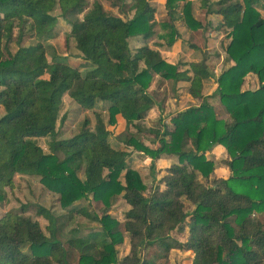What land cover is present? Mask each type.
<instances>
[{
	"label": "trees",
	"instance_id": "obj_1",
	"mask_svg": "<svg viewBox=\"0 0 264 264\" xmlns=\"http://www.w3.org/2000/svg\"><path fill=\"white\" fill-rule=\"evenodd\" d=\"M199 1L227 30L225 55L231 65L219 74L210 96L219 98L227 121L217 118L203 96L211 78L206 57L172 64L151 47L157 22L148 0H133L128 20L104 11L100 0H0V201L19 177H27L58 195L63 210L56 214L23 205L3 214L0 264H71L73 250L76 264H152L139 257L150 248L160 257L190 251L191 264H264V224L258 219L264 214V18L257 10L264 9V0ZM112 3L119 9L124 5L123 0ZM177 7L191 31L201 28L191 0H166L172 20ZM56 10L70 28L81 67H72L48 43L58 23L52 15ZM28 23L37 42L23 47L19 43ZM15 27L18 48L11 53ZM136 37L143 45L131 50L128 41ZM168 41H174L173 34ZM249 75L258 82L254 90L244 89ZM153 76L188 82L189 94L202 102L173 115L169 125H144L156 106L147 91ZM65 97L90 112L94 127L84 120L74 137L57 140L66 120ZM98 101L109 104L108 125L115 126L119 117L126 131L134 132L121 140L125 147L151 160L174 161L154 189L128 168L129 153L113 148L111 132L95 110ZM214 146L227 153L226 178L211 179L214 167L206 154ZM89 196L98 210L80 206ZM119 198L129 206L123 223L108 214ZM184 201L194 209L186 211ZM32 208L46 222L44 229L26 215ZM75 215L100 227L85 235L76 229L64 233ZM123 232L130 254L119 260L116 245L123 243ZM181 233H187L185 241L177 238ZM25 245L29 253L23 252Z\"/></svg>",
	"mask_w": 264,
	"mask_h": 264
},
{
	"label": "rangeland",
	"instance_id": "obj_2",
	"mask_svg": "<svg viewBox=\"0 0 264 264\" xmlns=\"http://www.w3.org/2000/svg\"><path fill=\"white\" fill-rule=\"evenodd\" d=\"M210 4H214L219 0H208ZM241 1V0H239ZM104 11L119 17L123 20H128L132 17L133 13L130 12L129 7L133 0H123L124 5L121 9L112 3V0H100ZM149 4L155 9V21L157 26L155 28L156 35L153 39L151 47L158 50L161 56L169 63L175 64L184 59L187 61H198L204 57L207 58V66L211 74V78L205 81L203 96L207 97V104L215 109V114L219 120L227 121L228 115L225 113L219 98L210 97L213 95L217 88L216 79L219 74L227 69L231 63L226 60L225 48L229 40L227 39V30L221 28V19L215 14H208L205 9L201 7L199 0H191V13L195 20L199 21L202 26L195 31H191L184 23L181 15V7H177L173 11L174 19H170L167 10L165 9L166 0H148ZM262 18H264V9H257ZM53 16L58 17V23L55 28L54 38L49 40L53 47L54 53L60 56L64 61L69 63L72 67H81L82 58L81 54L76 50L73 39L69 37V26L61 20L59 12L53 11ZM20 30L15 27L12 34L11 43H9L8 50L11 53L17 51L18 45L16 44L19 37ZM171 34H173L174 41L169 45ZM37 41L34 39L32 29L29 23L24 30V36L20 46L26 47L34 45ZM129 47L135 50L143 45L140 37L130 38ZM191 46H194L192 48ZM86 70L82 69V73ZM258 87V82L255 77L247 76L244 84L245 90H254ZM189 83L178 82L172 84L164 81L157 76H153L152 81L147 91L153 96L155 100V107L147 115L144 125L152 128H161L162 123L168 124L170 118L180 112L185 111L191 107H198L202 100L195 99L189 94ZM210 97V98H209ZM95 110L100 114L107 129L111 132L110 142L114 149L124 150L129 153L127 158L128 168L138 171L147 185L148 190L154 189L159 185L158 181L165 175V171L169 168L174 161L171 159H158L151 160L149 157L141 152H137L132 148L125 147L121 142L123 138H128L134 135V132H127L124 122L118 117L115 126L108 125L109 104L104 102H97ZM63 113L66 114V120L63 125L58 129L57 140L69 139L78 134L82 128L84 120L89 122V127L93 129L94 122L90 112L81 110L69 98H64ZM3 115V110L0 108V117ZM162 121V122H161ZM169 125V124H168ZM39 144L43 149L47 148L46 140H39ZM145 145L146 142H144ZM206 159L213 162L214 174L212 178H226L228 176L227 167L224 161L227 159V153L221 147L214 146L211 151L206 154ZM80 176V175H79ZM203 180L202 178H199ZM148 194V191L146 192ZM58 195L51 193L45 189L36 179L27 177H19L16 188L11 192L6 191L5 198L0 201V217L10 211L18 212L23 205H39L54 212L62 214L63 210L60 207ZM89 203L83 202L80 206L87 207L90 211L98 210L96 204L89 196ZM185 203L186 211L190 212L194 208L187 202ZM129 206L120 198L115 201L110 208L108 214L120 223L125 220V212ZM35 210V209H34ZM29 209L26 215L32 217L34 220L41 224L44 229L46 222L38 217H35V211ZM264 224V214L258 218ZM100 225L92 222L80 215H75L73 224L65 228L66 234H70L72 229H76L79 235H85L89 229H97ZM124 241L122 244L116 245L118 251V259L122 260L130 254V242L126 233L123 232ZM181 240L187 239V233H181L177 236ZM67 247V245H64ZM23 252L29 253L28 247L25 245L22 248ZM139 257L142 261L152 260V264H191L193 254L190 251L172 250L167 256H159V251L156 248L141 250ZM71 264L77 263L78 254L75 250L69 252Z\"/></svg>",
	"mask_w": 264,
	"mask_h": 264
}]
</instances>
